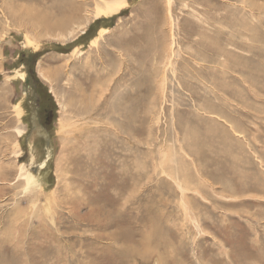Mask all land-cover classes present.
Instances as JSON below:
<instances>
[{
	"label": "rangeland",
	"instance_id": "rangeland-1",
	"mask_svg": "<svg viewBox=\"0 0 264 264\" xmlns=\"http://www.w3.org/2000/svg\"><path fill=\"white\" fill-rule=\"evenodd\" d=\"M55 1L0 0V227L121 264L158 219L129 264H264V0Z\"/></svg>",
	"mask_w": 264,
	"mask_h": 264
},
{
	"label": "bare ground",
	"instance_id": "bare-ground-1",
	"mask_svg": "<svg viewBox=\"0 0 264 264\" xmlns=\"http://www.w3.org/2000/svg\"><path fill=\"white\" fill-rule=\"evenodd\" d=\"M56 1H55V3L58 2V1L57 2ZM64 1H66V0H64ZM71 5H72V3H71ZM123 5H124L123 0H114L112 2H108L104 5V11L108 14L113 15V14H116L122 8ZM75 7H77V6H75ZM75 7L71 10H68V12L61 10L60 9L61 7H60V8L56 9V13L58 12L60 15H62V18H64V19L70 18V17H75L79 12V8H75ZM64 9H65V6H64ZM100 12L101 11H97L96 15L99 16ZM70 20H71V18H70ZM39 25H41L40 27H43V28L49 27L48 24H40L39 23ZM108 104H110V103H108ZM101 108H99V109H101ZM89 110H93V109L92 108L88 109L87 113L90 112ZM104 111H105V109H104ZM124 111H125V109H124ZM128 112L126 111V113H125L127 119L129 120V121L127 120L125 127H124V129H126V130L129 127V123H130V119H131L130 116H128ZM111 120H114V119H111ZM91 133L89 134L90 136H91ZM73 138L75 140H77V139H80V136L77 135V137H73ZM91 141H93V140H91ZM110 141H112V140H110ZM98 142H100V141H98ZM110 144H111V142H110ZM88 146H90V145H88ZM83 149L84 148L76 145L75 149L69 150V151H73V153L75 154V156L73 154V156H74L73 158H70L68 160V162L71 164V166L74 165L75 167L79 168L80 166L87 165L88 163H90V162H86L87 160L85 161V156L83 159L80 156V153L83 152ZM70 155H72V153H70ZM74 179L75 178H73V180ZM27 180L28 181L31 180L30 174L28 175ZM68 190H70L69 187H65L61 190V192H66ZM76 200H78V199L74 198L73 201H70L67 198H64V203L65 204H71V205L82 204L81 201L78 202ZM77 206H75V208ZM34 218L37 219V221H38V225H36V226H33L29 222H26L24 224H22V223L19 224L16 222V223H8V224L5 223L0 227V264H52L51 261L53 260L54 257H57V258L61 257L60 255L57 254V245H56L57 242H54L55 239H54V236H53L51 229L45 223H43V221L40 219L38 213H35ZM158 222H159L158 219L151 220L150 223L148 224V226H150L149 231L142 233L141 240L139 242L140 250H136V248L133 249V248L129 247L128 243H127L123 249L118 251L117 254H118L119 259L122 262L121 264H129L130 262H132L134 260L135 257H138V256L140 257V259L141 258L144 260L149 259V257L157 249L156 243H154V244H156L154 247L153 246L151 247L150 243L153 241H158V240L160 242L158 225H157ZM144 225H147V224L144 223ZM118 236H119V233H114L110 236V239L112 241H115L118 238ZM108 252H109V250H108ZM112 252H114V251H112Z\"/></svg>",
	"mask_w": 264,
	"mask_h": 264
},
{
	"label": "flooded vegetation",
	"instance_id": "flooded-vegetation-1",
	"mask_svg": "<svg viewBox=\"0 0 264 264\" xmlns=\"http://www.w3.org/2000/svg\"><path fill=\"white\" fill-rule=\"evenodd\" d=\"M47 120H48V117H46V122H47ZM46 122H45V123H46Z\"/></svg>",
	"mask_w": 264,
	"mask_h": 264
}]
</instances>
